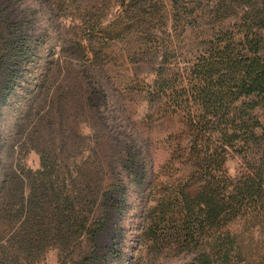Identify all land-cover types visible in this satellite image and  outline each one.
<instances>
[{
    "label": "rangeland",
    "instance_id": "1",
    "mask_svg": "<svg viewBox=\"0 0 264 264\" xmlns=\"http://www.w3.org/2000/svg\"><path fill=\"white\" fill-rule=\"evenodd\" d=\"M122 2L130 0H74L68 8L61 0H0L11 20L29 29L18 44L28 38L31 52L12 59L18 82L0 115V135L8 137L0 174L23 167L33 178L54 163L67 182L92 176L103 187L105 223L93 239L73 235L70 225H43L51 230L41 238L35 264H60L63 243L79 245L86 264H198L220 234L234 245L231 264H264L261 217L240 215L207 244L190 248L162 233L163 225L148 224L168 186L192 168L183 164L189 149L182 115L163 117L150 107L154 70L137 68L135 24L113 38L102 31L135 19L134 7ZM89 21L98 23L95 33ZM246 162L241 153H229L226 173L240 176ZM143 175L147 182L139 187Z\"/></svg>",
    "mask_w": 264,
    "mask_h": 264
},
{
    "label": "trees",
    "instance_id": "2",
    "mask_svg": "<svg viewBox=\"0 0 264 264\" xmlns=\"http://www.w3.org/2000/svg\"><path fill=\"white\" fill-rule=\"evenodd\" d=\"M61 1L68 8L74 0ZM122 5L134 7L135 19L102 31L113 38L135 24L137 68L154 70L147 86L150 107L163 117L182 115L189 149L183 164L192 168L186 179L168 186L159 215L148 224L163 225L162 233L190 248L207 244L240 215L264 220V0H130ZM88 25L95 33L98 23ZM28 31L0 6V115L18 82L14 55H31L27 36L18 44ZM6 144L8 137L1 134L0 148ZM232 152L247 161L235 178L224 166ZM59 170L50 163L33 178L23 167L0 174V264H35L43 253L41 238L51 230L43 225H70L73 235L90 240L104 225L102 185L92 176L67 182ZM146 182L143 175L139 187ZM215 243L198 264H231V240L220 234ZM79 248L63 243L60 264H86Z\"/></svg>",
    "mask_w": 264,
    "mask_h": 264
}]
</instances>
